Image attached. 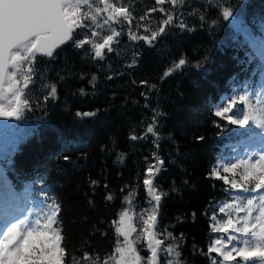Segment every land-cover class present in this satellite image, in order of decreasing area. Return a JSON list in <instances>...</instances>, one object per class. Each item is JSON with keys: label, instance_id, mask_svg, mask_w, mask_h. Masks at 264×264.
Returning a JSON list of instances; mask_svg holds the SVG:
<instances>
[{"label": "trees", "instance_id": "1", "mask_svg": "<svg viewBox=\"0 0 264 264\" xmlns=\"http://www.w3.org/2000/svg\"><path fill=\"white\" fill-rule=\"evenodd\" d=\"M127 3L137 21L155 6V0ZM217 5H231L233 18L224 21ZM176 11L193 31L171 26L153 47L122 34L103 61L70 44L57 49L59 54L50 62L38 56L31 111L21 121L0 118V124L12 126L10 140L18 139L14 148L0 146V210L22 209L30 202L31 207L44 206L51 212L53 204L59 205L58 225L53 227L62 229L61 246L68 253L64 264L85 251L101 260L111 254L117 239L112 222L125 207L138 226L135 213L148 207L142 180L146 163L154 162L153 153L165 161L157 181L166 193L160 201V230L167 229L178 239L183 234L179 242L185 264H210L193 249L207 251L209 242L223 234L210 230L212 213H204L241 195L230 193L209 173L218 165L235 163L234 150L260 130L253 124L231 125L215 111L229 97L251 94L264 82V0H186ZM161 19V13H153L140 23L155 30ZM133 31L146 34L135 24ZM181 57L186 66L161 80L164 70ZM134 58L137 64L128 67ZM57 73L65 79L58 81ZM142 80L148 85L139 84ZM44 84H56L57 99L44 102L50 91ZM236 107L239 115L243 104ZM152 109L161 114L159 148L152 136L130 139L144 133ZM77 112L97 114L80 119ZM197 137L203 140L197 142ZM64 155L71 160L64 161ZM236 171L239 179L241 172ZM6 188L12 193L5 195ZM129 192L135 194L131 205L124 199ZM107 193L112 200L105 199ZM136 246L141 256L149 254L143 239Z\"/></svg>", "mask_w": 264, "mask_h": 264}, {"label": "snow or ice", "instance_id": "2", "mask_svg": "<svg viewBox=\"0 0 264 264\" xmlns=\"http://www.w3.org/2000/svg\"><path fill=\"white\" fill-rule=\"evenodd\" d=\"M185 3L186 0H155V6L140 14L137 21L127 0H0V118L21 121L24 113L31 111L30 89L36 84L34 77L37 76L38 56L47 57L50 62L59 54L57 49L70 44L75 49L83 50L91 59L103 61L106 53L114 51L113 44L119 43L117 38L122 34H127L132 41L143 40L149 47H153L171 26L193 31L179 18L182 13L176 11L178 7H184ZM166 4L170 8L164 7ZM217 7L222 8L221 16L224 21L233 18L234 10L231 5ZM153 13L162 14L155 30L140 23L150 19ZM200 19L203 20L204 17L201 16ZM134 24L137 29L142 27L146 34L138 35L133 31ZM137 62L134 58L128 67L135 66ZM187 63L183 57L173 62L164 70L161 80H166ZM200 66L202 65H197ZM64 79L63 75L57 73L58 81ZM95 79L93 76L92 80ZM139 84L147 86L148 81L142 80ZM43 87L50 88L43 98L44 102L57 99L56 84H44ZM79 92L81 95L86 94L84 89ZM141 95L147 100V93L142 92ZM238 102L255 109L256 105L264 102V95L260 92H245L237 97H229L227 104L216 109L215 116L231 125L242 128L250 126V121L255 122V119L249 111L239 110L237 115ZM148 107L145 104V108ZM259 111L260 122L257 127L264 130V108ZM152 113L151 122L147 123L144 133L132 134L130 139L143 140L152 136L155 137L153 143L159 148L157 118L161 114L156 109H152ZM96 114L77 112L76 116L83 119ZM11 128V125L0 124V143L5 146L11 144L14 148L18 139L10 140V135H14ZM196 139L199 142L203 137ZM62 159L71 160L67 155ZM145 159L147 162L148 158ZM152 159L154 162L146 163L142 180L148 207L135 213L138 226L132 223L133 216L129 215L131 209L125 207L119 213L118 220L112 222L117 236L112 253L101 260L99 256L93 257L85 251L79 258L72 256L70 264H185L179 242L183 234L178 239L167 229L160 230V201L166 193L159 190L157 181L160 173L165 170V161L157 153L152 154ZM118 160L123 161V154L118 156ZM250 161L251 156L235 163L218 165L209 173L210 177L222 180L230 193L247 194H238L231 203L206 209L204 215L207 216L209 211L212 213L210 230L223 235L211 240L207 251L197 248L193 251L208 258L210 264H264V152L254 162ZM241 166L244 170L237 179L236 170ZM228 174H231V179ZM184 182L187 183L186 180ZM172 183L174 185L175 181ZM91 184L96 185L97 181L93 180ZM172 191L178 189L173 187ZM11 193L10 188L5 189V195ZM134 196L133 192L125 196L128 205L132 204ZM105 199L112 200V194L107 193ZM58 213L59 205L53 204L43 222V230H39L41 221L38 219L34 222L35 226L21 221L0 231V264H64L68 253L61 246L62 229L59 226L53 227L58 225ZM218 214L221 219H217ZM133 233L136 235L133 236ZM142 239L149 253L146 256H141L136 246Z\"/></svg>", "mask_w": 264, "mask_h": 264}, {"label": "rangeland", "instance_id": "3", "mask_svg": "<svg viewBox=\"0 0 264 264\" xmlns=\"http://www.w3.org/2000/svg\"><path fill=\"white\" fill-rule=\"evenodd\" d=\"M254 92H260L262 95H264V82L260 85V87L254 91ZM253 92V93H254ZM253 103L255 104V100H253ZM264 108V102H262L261 104H258L255 106V109L249 108L246 105L243 104V109L244 111H249L252 113L255 122L250 121V124L256 125L260 122V109ZM259 128V127H258ZM260 132L257 135V138L255 139H251L249 140L247 143H244L245 145L247 144L248 146H245L242 148L238 147L234 150V152H241L243 154V156L240 157V155H237L236 158L237 161L240 160H245L248 159L251 156V161L250 162H254L256 159H258L259 154L261 152H264V130H261L259 128ZM239 172H243V166L239 167ZM237 169V170H238ZM240 195V194H239ZM241 195H247L244 193H241ZM41 208L44 209V212H40ZM3 211V212H2ZM2 213H0V231L2 230H6V227L10 224H14V223H20L21 221L27 223V224H32L34 225V222L36 220H40L42 225L39 226V230H43V222L42 219L45 220V217L47 216V214H49V209L45 208L44 206H38L37 208H34V210H30L27 215H23L21 217H18L17 219H13L11 216L9 217V219H7L5 216L8 214L6 213V211H8V209H2ZM5 211V212H4ZM130 215V214H129ZM241 215H243V213H241ZM121 240H123V237H120Z\"/></svg>", "mask_w": 264, "mask_h": 264}, {"label": "water", "instance_id": "4", "mask_svg": "<svg viewBox=\"0 0 264 264\" xmlns=\"http://www.w3.org/2000/svg\"><path fill=\"white\" fill-rule=\"evenodd\" d=\"M42 57V56H41ZM1 144V143H0Z\"/></svg>", "mask_w": 264, "mask_h": 264}]
</instances>
